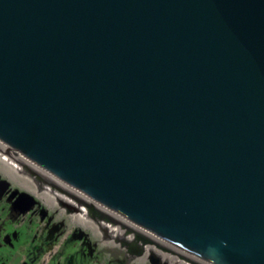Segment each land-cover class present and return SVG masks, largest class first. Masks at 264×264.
Masks as SVG:
<instances>
[{
	"label": "water",
	"instance_id": "obj_1",
	"mask_svg": "<svg viewBox=\"0 0 264 264\" xmlns=\"http://www.w3.org/2000/svg\"><path fill=\"white\" fill-rule=\"evenodd\" d=\"M0 141L209 264H264V0H0Z\"/></svg>",
	"mask_w": 264,
	"mask_h": 264
},
{
	"label": "rangeland",
	"instance_id": "obj_2",
	"mask_svg": "<svg viewBox=\"0 0 264 264\" xmlns=\"http://www.w3.org/2000/svg\"><path fill=\"white\" fill-rule=\"evenodd\" d=\"M39 185L0 160V264H169L111 239L100 212L85 220Z\"/></svg>",
	"mask_w": 264,
	"mask_h": 264
},
{
	"label": "bare ground",
	"instance_id": "obj_3",
	"mask_svg": "<svg viewBox=\"0 0 264 264\" xmlns=\"http://www.w3.org/2000/svg\"><path fill=\"white\" fill-rule=\"evenodd\" d=\"M0 160L26 177L35 176L40 182L39 186L42 191L54 197L55 200L63 203L76 215L85 220L95 218L94 214L100 212L102 214L99 216L100 218H105L114 222L112 224L105 219H100V225L103 230L107 232L108 236H110L111 239L122 242L129 248H134L140 254L160 255L161 260L163 262H169V264H209L152 234L150 235V233L144 235L142 229L141 231L140 228L90 199L84 193L62 182L47 170L8 148L1 141ZM130 231H134V233L129 234ZM140 233H142L144 237L143 235L140 236ZM134 236H139L138 238L143 240H135ZM169 248L171 251L168 250ZM167 251L172 254L167 253Z\"/></svg>",
	"mask_w": 264,
	"mask_h": 264
}]
</instances>
